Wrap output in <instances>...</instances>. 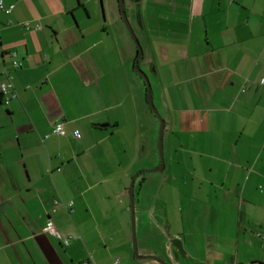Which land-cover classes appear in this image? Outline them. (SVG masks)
I'll use <instances>...</instances> for the list:
<instances>
[{
    "label": "crops",
    "instance_id": "crops-1",
    "mask_svg": "<svg viewBox=\"0 0 264 264\" xmlns=\"http://www.w3.org/2000/svg\"><path fill=\"white\" fill-rule=\"evenodd\" d=\"M133 1L165 119L154 172L178 195L160 200L141 171L156 159L138 145L115 0H3L0 83L7 70L15 97L0 96V264H264V0Z\"/></svg>",
    "mask_w": 264,
    "mask_h": 264
},
{
    "label": "rangeland",
    "instance_id": "rangeland-1",
    "mask_svg": "<svg viewBox=\"0 0 264 264\" xmlns=\"http://www.w3.org/2000/svg\"><path fill=\"white\" fill-rule=\"evenodd\" d=\"M115 7L117 8V14H118V19H119V24L120 26H122V31L124 32V36H126V39H124V47L126 48L127 52L130 51L131 53H129V67H130V74H131V87L132 86V78H134V80L137 78V80H139L140 82V86L142 88V95L140 94L141 97V105L139 106L140 110L144 111V117L140 119L139 124L137 126L138 129V145L140 146V143L143 146H147V151H149L150 153L152 152L154 158L156 160H154L153 162L151 161V157L150 158H146L147 156H145V158L143 160V162L141 163L142 165L146 166L145 169H142L141 171H145V175L148 178L155 179L157 177H159V179L156 181L158 182V184H162L164 186V193L162 195L159 194V196H161L159 199L160 200H164V199H168L169 201V193H168V188L170 185L169 190L174 191L173 193L178 195V191L175 190V188L177 186H181V181L177 180V181H173V185H171L172 181L169 180V175H168V170L166 171H160V172H149L151 170H156L157 168L160 167V150H159V130H160V120L158 119V117L155 116V114L152 112V110L150 109L145 97L146 96V92H147V88L145 87V81L142 78L141 75H139L136 70H135V59L137 57V46L132 38V36L130 35V33L128 32L123 20L121 19V14H120V6H119V0H115ZM125 8H126V13H127V17L130 21V24L135 32V35L137 36V39L140 43L141 49L143 51V58L140 60V68L142 69L143 72H145V74H147L148 78H149V82L151 84L152 87V92H153V88L156 86L157 83V78H156V72L154 70L156 64H154V60H153V53L149 50V47H147L146 42L143 41L142 38V32H141V25L138 19V9H137V3H135L133 0H125ZM115 35H116V27L112 28ZM153 64V65H151ZM157 67V66H156ZM145 96V97H144ZM135 98V97H134ZM154 104L155 107L157 108V110L159 111L161 117L164 119V112H162L161 110V104L160 102L157 100L156 95L154 94ZM138 109V111H139ZM165 120V119H164ZM131 140H132V133L128 132ZM167 137V135H166ZM130 140V141H131ZM132 142V141H131ZM165 149H164V143H163V156H164V162H165ZM156 166H153L152 163ZM140 172V171H139ZM132 180V179H131ZM131 182L129 186H131ZM148 190V189H147ZM145 189V191L143 192L144 196L146 195V192H149L150 194H152V197H154V195L158 196V193L156 190H153V188L151 187L149 189V191H147ZM167 191V192H166ZM134 195H135V220H136V234H137V242H138V238L140 236H138V233L140 235V228L138 227V223H139V219H140V210L139 207L136 205V198L139 197L138 193H139V182L136 184V188L134 189ZM157 193V194H156ZM185 195H183L182 197V206H184L185 204H187L188 202L186 201L185 198L189 199V191L184 193ZM148 195V194H147ZM146 195V197H147ZM174 195V194H173ZM129 198H130V211H129V222H130V230L132 232V209H131V194L129 193ZM153 199V198H152ZM137 207V208H136ZM140 226V224H139ZM140 241V238H139ZM132 248H133V232H132ZM134 250V248H133Z\"/></svg>",
    "mask_w": 264,
    "mask_h": 264
},
{
    "label": "water",
    "instance_id": "water-1",
    "mask_svg": "<svg viewBox=\"0 0 264 264\" xmlns=\"http://www.w3.org/2000/svg\"><path fill=\"white\" fill-rule=\"evenodd\" d=\"M140 0H137V2H139ZM119 6H120V13H121V17L122 20L128 30V32L130 33V35L132 36L137 48H138V54L137 57L135 59V70L136 72L142 76V78L145 81V85L147 88V92H146V96H147V102L148 105L150 107V109L152 110V112L155 114L156 117H158V119L160 120L161 124H160V130H159V150H160V159H161V165L159 168H157L156 170H151V171H159L162 170L165 166L164 164V156H163V142H164V130H165V120L161 117L159 111L157 110V108L155 107L154 101H153V97H152V87L151 84L149 82V78L147 76V74H145V72L142 71V69L140 68V60L143 57V51L141 49L140 43L137 39V36L135 35V32L130 24V21L127 17V13H126V8H125V0H119ZM150 172V171H149ZM137 176H135V178H133L132 182H131V186H130V194H131V209H132V232H133V248H134V252L136 254V256L138 258H146V257H140L138 255V242H137V234H136V220H135V193H134V183H135V179ZM147 258H152L158 262H160L161 264H168L167 262L163 261L162 259L156 257V256H148Z\"/></svg>",
    "mask_w": 264,
    "mask_h": 264
},
{
    "label": "built area",
    "instance_id": "built-area-1",
    "mask_svg": "<svg viewBox=\"0 0 264 264\" xmlns=\"http://www.w3.org/2000/svg\"><path fill=\"white\" fill-rule=\"evenodd\" d=\"M0 10H5L4 7V3L3 0H0ZM12 10V7L8 10H6L8 13H10ZM13 67L14 68H19L20 67V63L18 61H14L13 62ZM4 76L6 77V81L5 82H1L0 83V96L4 97L5 101L4 104L6 106H8L11 102V100L15 97V94L12 91V76L10 75V73L5 70L3 72ZM260 84L264 85V78L262 80H260ZM54 133L57 135H64V127L63 124L60 123L58 124L55 129H54ZM76 137L80 138V133L76 132L75 133ZM45 232L56 237L58 240H61L62 243L65 246H68L70 243V239H63L62 235L60 234V232H58L54 225L52 223H49L47 225V227L45 228Z\"/></svg>",
    "mask_w": 264,
    "mask_h": 264
},
{
    "label": "trees",
    "instance_id": "trees-1",
    "mask_svg": "<svg viewBox=\"0 0 264 264\" xmlns=\"http://www.w3.org/2000/svg\"><path fill=\"white\" fill-rule=\"evenodd\" d=\"M121 14V13H120ZM121 16V15H120ZM121 19H122V17H121ZM145 87H146V85H145Z\"/></svg>",
    "mask_w": 264,
    "mask_h": 264
}]
</instances>
